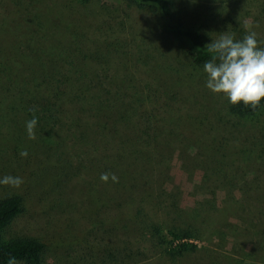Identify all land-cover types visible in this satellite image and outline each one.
<instances>
[{"label":"rangeland","instance_id":"rangeland-1","mask_svg":"<svg viewBox=\"0 0 264 264\" xmlns=\"http://www.w3.org/2000/svg\"><path fill=\"white\" fill-rule=\"evenodd\" d=\"M167 2L169 14L163 16L156 7L136 9L120 0H0V178L11 175L24 181L20 188L0 185V196L21 194L24 211L8 233L42 241L44 264H114L91 244L96 238L88 228L93 219L104 215L95 230L97 237L107 239L117 232L109 200L97 210L90 209L84 174L74 170L65 190H60L63 178L45 157V146L36 148L39 143L28 138V120L13 111L17 99L11 90L16 91L21 79L18 73L45 61L88 63L100 75L126 72L134 82L146 73L171 88L182 102L179 111L194 115L191 137L222 147L204 148L196 139L161 127V120L156 123L160 135L154 162L144 164L143 159L140 166L150 171L145 175L154 196L160 195L159 202H154L158 205L143 202L144 208L157 212L162 226L169 222L187 226L197 245L195 251L175 257L172 264H264V104L242 118L229 115L228 99L206 87L203 66L189 63L183 44L167 28L190 26L211 42L225 32L239 41L254 31L264 48V0ZM139 50L151 53L147 55L161 67L169 65L175 74L190 76L182 85H174L164 71L143 64ZM47 128L54 134L55 128ZM71 150L75 163L80 156ZM23 151L26 157L21 156ZM53 176L56 184L47 185ZM63 192L61 199L58 193ZM67 192L71 199H79L72 208L62 204L67 205ZM117 211L129 216L126 209ZM162 259L150 257L146 264H162Z\"/></svg>","mask_w":264,"mask_h":264},{"label":"trees","instance_id":"trees-1","mask_svg":"<svg viewBox=\"0 0 264 264\" xmlns=\"http://www.w3.org/2000/svg\"><path fill=\"white\" fill-rule=\"evenodd\" d=\"M120 1L127 7L144 9L153 6L163 16L169 14L167 0ZM167 28L183 44L184 53L192 66H204L211 59L207 47L211 41L201 32L182 24L169 25ZM140 51L139 58L143 64H147L151 70L164 71L174 85H182L184 78L190 76L186 73L175 74L169 65L161 67L160 63L152 62L154 58L147 55L151 53L143 54ZM45 62L38 63L37 67L24 74L18 73L21 79L16 91L14 88L11 90L17 99V108L13 111H19L28 121L34 115L37 118L34 131L35 143L39 145L36 148L45 146V157L51 160L58 177L63 178L59 179L63 184H60V190H65L66 184L73 178V171L77 170L88 178L91 210H97L99 204L104 205L108 200L111 202L109 206L115 212L111 217L112 227L117 232L108 235L107 239L99 235L98 238L95 230L100 227L99 222H103L105 216L101 215L102 218L97 219V213L93 212L97 220H92V228L88 230L96 239L91 244H95L101 254L106 253L114 264H146L150 257L163 258L165 262L162 264H172L175 257L195 251L197 245L191 241L193 234L187 226L177 227L172 222L162 226L157 212L152 211V215V208H144L143 202L158 205L154 202H159L160 193L154 196L145 175V172L149 175L150 171L140 164L143 159L144 164L154 162L159 147L160 129L156 127L159 120L162 121L161 127L180 133L183 137L196 139L204 148L216 150L221 146L207 145L203 140L191 137L192 129H195L194 115L179 111L183 108L182 102L172 93L173 90L149 78L146 73L134 82L126 72L121 77L117 73L100 75L88 63L64 61L60 65ZM11 92L8 93L9 97ZM263 104L264 100L253 110L243 103L232 105L228 101L226 111L231 116L242 118L256 113ZM30 109H34V112ZM47 126L55 128L54 134ZM67 139L71 141L70 145H66ZM57 144L61 147H56ZM56 148L58 151L54 152ZM70 149L76 154L75 157L80 156L79 161L73 163L69 156ZM33 152L37 153L35 150ZM33 152L30 154L33 155ZM102 173L115 174L118 182H113L111 177L107 182L102 181ZM55 181L56 176L50 177L47 185L49 182L55 185ZM58 194L62 199L64 192ZM66 196L67 205L62 203L64 206L72 208L79 203L78 197L77 200L71 199L69 192ZM154 208L157 210L158 206ZM118 209H126L129 216L119 213ZM23 211L20 193L11 192L0 196V264H9L13 258L16 264H44L42 241L35 236L8 233L11 223ZM120 229H123L122 233Z\"/></svg>","mask_w":264,"mask_h":264},{"label":"clouds","instance_id":"clouds-1","mask_svg":"<svg viewBox=\"0 0 264 264\" xmlns=\"http://www.w3.org/2000/svg\"><path fill=\"white\" fill-rule=\"evenodd\" d=\"M211 59L204 63L207 74L206 87L214 94L223 95L230 104H244L253 110L264 100V48L259 46L257 34L249 31L242 40H234L233 35L225 32L217 40L207 45ZM34 112V109H30ZM35 115L26 122L29 139H35ZM26 157L27 152H21ZM111 177L118 182L115 174L102 173L101 180L107 182ZM23 179L14 176L0 178V185L20 188ZM9 264H16L10 259Z\"/></svg>","mask_w":264,"mask_h":264}]
</instances>
